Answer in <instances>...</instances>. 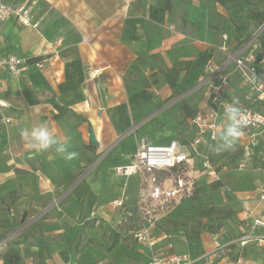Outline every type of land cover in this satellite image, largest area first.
<instances>
[{
  "label": "crops",
  "instance_id": "1",
  "mask_svg": "<svg viewBox=\"0 0 264 264\" xmlns=\"http://www.w3.org/2000/svg\"><path fill=\"white\" fill-rule=\"evenodd\" d=\"M5 2L26 5L38 27L21 26L14 17L0 24V57L39 58L45 63L38 69L36 61H28L18 79L0 70V100L7 105L0 108V237L8 233L14 239L9 255L0 256V264H39V249L31 245L38 241L47 245L45 264H93L95 259H101L99 264H130L131 257L147 264L149 250L120 229L143 194L140 177L120 175L116 169L132 165V155L141 145L164 146L193 138L189 119L208 101L205 90L197 89L205 65H220L238 43L232 44L221 29L211 30L207 9L194 0L186 6L187 28L177 32L168 18L171 13L160 23L150 18V9L160 8L161 0ZM189 29L195 30L193 38L186 34ZM148 56H154L142 68L148 87H136L129 67ZM39 126L47 127L75 157L66 159L56 146L46 151L28 147L22 130ZM90 128L97 141L94 148L89 147ZM236 145L241 151L239 139ZM258 151L264 152V138ZM94 163V172L86 173ZM199 163L195 158V166ZM81 179L82 191L89 190L95 198L90 210L86 192L82 197L77 191L41 214ZM222 183L227 194L223 178ZM263 184L258 183L254 194L236 198V211L242 204L255 217L261 207L257 188ZM11 192L17 199L8 204ZM183 203L160 215L156 225L162 232L174 231L175 253L196 258L214 247V235L209 227L208 239L200 234L191 239L169 227L176 223ZM243 217L236 212L238 221ZM241 226L232 225L230 231L240 234ZM124 239L137 248H125ZM250 245L245 258L251 264H264V246ZM118 251H128L129 257Z\"/></svg>",
  "mask_w": 264,
  "mask_h": 264
},
{
  "label": "built area",
  "instance_id": "2",
  "mask_svg": "<svg viewBox=\"0 0 264 264\" xmlns=\"http://www.w3.org/2000/svg\"><path fill=\"white\" fill-rule=\"evenodd\" d=\"M10 17H14L21 26L38 27V22L33 20L26 5L12 6L0 0V24ZM220 49L226 53L225 47ZM27 63L28 60L24 58L7 55L0 57V70H6L18 79ZM44 63L45 60H39L34 66L42 69ZM92 75L89 74L90 77ZM197 89L205 90L208 101L189 119V124L194 128L193 138L189 142L182 144L172 141L164 146L141 145L132 155V165L116 169L120 175H139L143 191L136 205L139 225L126 233L149 250L147 264H251L244 255L246 246L250 241L264 246V184L257 188L261 207L255 217H251L241 204L244 217L239 221L236 218V225L245 223V227H240V234L232 236L226 230L213 234L214 247L196 258L175 253L174 231L163 233L156 222L160 215L190 199L201 184L200 179L205 185L222 183L223 166L213 161V152L218 142L219 128L228 123L224 111L226 105L235 103L249 120L243 129L244 135L238 138L242 158L237 168L250 166L253 158L264 165V152L258 151L260 140L264 138V24L254 31L246 43L227 53L226 60L220 65L213 66L207 62ZM6 106L0 100V108ZM3 122L9 123L10 119L3 118ZM195 158L200 161L198 166L194 164ZM224 192V188H220L222 204L227 203ZM179 236L186 241L183 234Z\"/></svg>",
  "mask_w": 264,
  "mask_h": 264
},
{
  "label": "rangeland",
  "instance_id": "3",
  "mask_svg": "<svg viewBox=\"0 0 264 264\" xmlns=\"http://www.w3.org/2000/svg\"><path fill=\"white\" fill-rule=\"evenodd\" d=\"M196 3H201L208 11L210 15V21L208 24V27L213 30L212 28H215L217 30H222L223 33H225L230 39H232V44L236 42V37L233 33L232 26L229 23V11L221 8L220 6L216 5L214 2L210 0H194ZM191 0H173V9L171 12V15L168 16V18L171 19L172 24L176 25V28H174V32L177 31H183L187 28L186 24V18H187V13L185 14L186 6L188 3H190ZM167 15V14H166ZM186 24V25H185ZM187 36L190 35L192 38L195 36V30L194 29H189L187 30ZM235 47H232L231 50H233ZM219 142V140H218ZM217 142V143H218ZM230 156H235L237 160H239V157L242 156V152L239 150L237 145H235L233 150H228ZM230 156H225L222 155L221 153H217L216 151L214 152L213 159L215 163H219V165L223 166L222 167V178L224 181V184L226 185V190H227V196L233 197L236 201L240 196L242 197L243 194H254V189L258 185L259 182H264V170H254L251 169L250 166H247L245 169H238L237 168V163L232 162L230 160ZM197 161L198 158H196ZM98 160L95 162L97 164ZM94 163L93 166H91V170H87L86 173L94 172V168L96 164ZM82 179L75 181V183L70 186L64 195L60 199H56L53 201L51 207H49L47 210L44 212H41L42 215L46 214L48 210H50L52 207L56 209L58 204L61 202L62 199H64L66 196L71 195L72 193H75L77 191L81 192V196L84 197L86 196L85 192L82 191L81 185H82ZM201 185H205V182H201ZM113 186H117L113 183ZM81 190V191H80ZM224 194V193H223ZM220 194H217L213 191L209 192H200V194L197 196V199H185L183 206H180L178 209V215L175 224L174 225H169L170 228H175L180 231L184 232H190L194 233L195 230L198 229L199 234L203 239L209 237V234L206 232V230L210 227V234L213 235L215 229V225L221 226L220 232H224V230L230 232V229L232 225H236L234 221H223L220 219L221 213H215L213 216L210 214L206 213L207 210L212 207V206H220L221 201L218 199V196ZM248 204L252 203L251 200H246ZM7 203H10V200L7 199ZM190 206V207H188ZM221 208V207H220ZM216 208V209H220ZM201 212H205V214H200ZM242 213L240 209H238L237 214ZM235 214V213H234ZM219 217V219H218ZM234 217V216H233ZM17 221L19 219V216L16 217ZM15 217L13 218L14 220L16 219ZM16 225V224H15ZM14 225V226H15ZM91 225V224H90ZM213 226V227H212ZM162 227H167L166 225H163ZM212 227V228H211ZM233 233L236 235L237 232L233 231ZM13 235H8V233H4L0 237V256H7L10 253V248L12 246L13 240H10ZM129 240V239H128ZM124 239L121 243L122 245L130 249V251H134L136 246L133 245L132 243V238L130 241ZM251 244L249 247L255 248L253 245L254 242L250 241ZM139 249V248H138ZM247 252L249 251L248 248L246 250ZM117 254H122L125 257H129L128 251L125 253L124 251L120 252L118 251ZM101 262V259H95L93 264H99ZM140 264L139 261L132 259L131 257V263L130 264Z\"/></svg>",
  "mask_w": 264,
  "mask_h": 264
},
{
  "label": "trees",
  "instance_id": "4",
  "mask_svg": "<svg viewBox=\"0 0 264 264\" xmlns=\"http://www.w3.org/2000/svg\"><path fill=\"white\" fill-rule=\"evenodd\" d=\"M162 6L158 9H150L149 16L150 18L155 22H162L164 19V16L166 14H169L172 12L173 9V0H161ZM214 2L216 5L220 6L221 8H224L229 11V23L232 26L233 33L236 37V42L238 45H243L246 43L251 37L254 31L259 28L261 25L264 24V0H210ZM186 13V10L185 12ZM215 30V28H212ZM154 56H148L144 58L138 59L136 62L132 63L129 67V74L135 77L136 81V87H148V83L142 73V68L153 58ZM39 58H35L32 60H28L29 62L32 61H38ZM187 67L190 66V62L186 63ZM153 82H156L155 79ZM134 89V87L132 88ZM55 107L61 111V113H65L66 110L61 108L58 105H55ZM75 117L78 118V116L75 115ZM81 119V118H80ZM182 144H185V142H182ZM91 148H94L93 146H89ZM222 155L230 156L228 151H222L219 152ZM240 158V157H239ZM230 160L232 162L237 163L239 160L235 156H230ZM92 160H87L88 163H91ZM251 169L257 170L261 169L264 170V165L261 164L257 160H252V164L250 166ZM223 187V183H211L208 185H202L197 187L194 190V193L190 199H197V196L200 194V192H209L213 191L217 194H219L220 188ZM87 194L86 198V206L88 210L92 208L95 202V198L92 195V193L89 190L85 191ZM8 199L11 202H14L17 199L16 193L11 192L8 194ZM218 199L221 201V196H218ZM4 202V200H2ZM220 206H212L210 207L206 213L210 215H214L215 213H221L220 219L223 221H234L236 223V208L238 206L236 200L231 197L227 196V203L222 204V202L218 203ZM221 207V208H220ZM220 208V209H216ZM235 213V214H234ZM200 214H205V212H201ZM234 216V217H233ZM219 219V217H218ZM140 222V216L137 211V209H133L131 216L123 222L120 226V229L124 232H128L129 230H132L136 228L139 225ZM213 227V226H212ZM211 227V228H212ZM221 229V226L215 225L214 233L219 232ZM230 229V228H229ZM192 231V230H191ZM187 232V236L191 239H198L199 238V231L198 229L195 230L194 233ZM232 236H236L232 231L229 233ZM31 245L37 247L39 249L38 256H39V264H45L44 262V253L47 249V245L42 242H32Z\"/></svg>",
  "mask_w": 264,
  "mask_h": 264
},
{
  "label": "clouds",
  "instance_id": "5",
  "mask_svg": "<svg viewBox=\"0 0 264 264\" xmlns=\"http://www.w3.org/2000/svg\"><path fill=\"white\" fill-rule=\"evenodd\" d=\"M224 111L228 123L219 133V143L215 149L217 153L233 150L238 138L244 135L243 129L249 123L248 117L244 111L235 106V103L226 105ZM21 136L28 147L37 151H46L52 146H56V151L66 159L71 160L76 155L74 152L68 151V146L66 144L59 143L45 126L34 127L31 131L24 129L21 132Z\"/></svg>",
  "mask_w": 264,
  "mask_h": 264
},
{
  "label": "water",
  "instance_id": "6",
  "mask_svg": "<svg viewBox=\"0 0 264 264\" xmlns=\"http://www.w3.org/2000/svg\"><path fill=\"white\" fill-rule=\"evenodd\" d=\"M89 139L92 146H97V141L95 139V134L92 128H90L89 130Z\"/></svg>",
  "mask_w": 264,
  "mask_h": 264
}]
</instances>
